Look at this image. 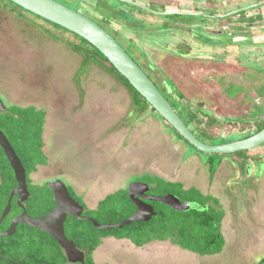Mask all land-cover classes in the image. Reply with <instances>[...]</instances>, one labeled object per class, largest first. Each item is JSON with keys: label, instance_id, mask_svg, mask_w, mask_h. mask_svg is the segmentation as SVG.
Here are the masks:
<instances>
[{"label": "rangeland", "instance_id": "rangeland-1", "mask_svg": "<svg viewBox=\"0 0 264 264\" xmlns=\"http://www.w3.org/2000/svg\"><path fill=\"white\" fill-rule=\"evenodd\" d=\"M98 1L78 0L76 8L94 14L90 8ZM124 6L122 11L126 13L129 5ZM181 9L192 10V4L179 0L168 7ZM164 18L198 21L193 16ZM39 36L53 45L61 43L59 53H50L51 48L43 46ZM65 42L78 44L80 40L0 0V100L6 108L34 105L46 112L43 151L48 164L30 174L32 185L62 182L85 207L84 213L93 211L89 216L103 225L109 221L114 224L121 215L97 213L95 204L105 195L127 189L132 182L145 183L146 176L180 182L185 188L194 187L212 195L225 213L221 225L225 245L219 254L199 256L176 246L178 250L171 251L178 261L171 257L169 262L153 263L145 258L148 247L129 251L122 246L125 239L107 237L93 252L95 263L264 264V144L248 153L256 159L248 162V171L247 165L241 169L228 157L191 149L157 114L135 112L129 89L116 76L95 63L82 68V55ZM225 42L223 37L221 43ZM236 50L233 58H225L224 52L217 50V57L227 59L223 64L175 60V66L167 70L177 83L174 86L185 96L178 99L174 91L172 101L178 107L186 102L198 106L222 122L262 119L264 49ZM247 50L249 54H245ZM180 75L187 78L186 82ZM161 78L159 75L156 79L160 85ZM252 132L223 124L220 142L240 140L255 134ZM30 214L38 218L42 210Z\"/></svg>", "mask_w": 264, "mask_h": 264}, {"label": "trees", "instance_id": "trees-1", "mask_svg": "<svg viewBox=\"0 0 264 264\" xmlns=\"http://www.w3.org/2000/svg\"><path fill=\"white\" fill-rule=\"evenodd\" d=\"M3 1L22 12L33 15L7 0ZM33 16L43 20L38 16ZM43 21L78 38L80 40L78 44L72 42H65V44L82 55L81 67L86 68L90 63H95L116 76L129 89L132 96V104L137 113L149 111L152 114H157L96 48L77 35L45 20ZM178 99H183V97L180 95ZM168 101L191 132L200 141L207 144H222L219 131L222 130L223 124H228L233 129L241 132L253 130L252 133H256L264 128V117L242 122L225 120L223 123L209 112L190 106L187 102L185 106L181 105L178 107L174 101ZM157 116L159 115L157 114ZM45 118L46 112L32 105L23 107L12 105L7 107L4 112H0V130L9 141L26 172L30 196L24 207L29 216H31V212L39 209L42 210V214L39 217H42L51 211L55 205L52 191L47 185L34 186L29 178L30 174L35 172L38 166H46L48 164V158L43 152ZM167 126L179 140L195 150L169 124ZM249 152H236L229 155H220V157L232 159L235 165L243 169L248 161L256 160L248 157ZM145 181L146 184L151 186L150 192L153 195L164 196L171 194L179 198L181 202H189L199 206V209L175 212L161 203L153 202L152 207L156 214L149 222H133L122 229H110L107 231H98L89 222L68 217L64 223L65 236L85 253L84 264H97L93 260V252L101 244V239L107 237L129 240L136 247H142L153 241L169 240L180 249L199 256H213L222 252L225 239L221 232V225L225 213L216 197L203 194L194 187L185 188L180 182L166 181L156 176H146ZM15 187L16 182L13 172L0 148V216L6 206L11 190ZM68 191L70 196L73 197L69 188ZM73 199L76 200L74 197ZM81 206L85 208L82 204ZM94 211L97 213L106 212L110 216L116 217L121 215L119 220L115 222L117 223L132 215L134 206L128 198L127 189H121L106 195L98 202ZM89 212L93 211L89 210L83 215L90 217ZM20 213L21 209L17 207L14 198L9 215L0 223V232L5 231L9 227L11 220ZM108 224H112V221H109ZM0 264L70 263L67 262L57 242L50 236L28 226L18 225L11 237L0 238Z\"/></svg>", "mask_w": 264, "mask_h": 264}, {"label": "water", "instance_id": "water-1", "mask_svg": "<svg viewBox=\"0 0 264 264\" xmlns=\"http://www.w3.org/2000/svg\"><path fill=\"white\" fill-rule=\"evenodd\" d=\"M23 10L40 17L41 19L57 25L78 37L84 39L96 48L122 75L129 84L147 101L155 112L169 124L190 146L198 152L214 155H229L236 152L251 151L264 144V128L255 134L228 143L207 144L200 141L194 133L185 125L184 121L177 114L170 102L161 94L148 76L129 57L123 48L97 23L84 16L80 12L65 6L56 0H7ZM126 3L158 15H198L192 12H155L144 5L131 0H115ZM253 6L239 9L233 13L247 11ZM232 13V14H233ZM6 107L0 100V112ZM0 148L8 161L14 175L16 187L11 190L6 206L0 216V223L9 215L14 198L21 213L14 217L9 227L0 232V238L11 237L18 225H25L37 231L43 232L57 242L63 251L67 262L70 264H84V253L77 249L75 243L70 241L64 232V223L68 217L92 224L98 231L110 229H122L133 222L147 223L155 216L153 207L143 202V199L150 202L161 203L175 212H186L191 209L198 210L199 206L189 202H181L179 198L167 194L164 196H147L146 193L151 186L146 183L132 182L127 188L128 198L136 208L135 212L123 221L115 224L101 225L96 220L83 215L84 208L74 200L68 188L60 181H52L47 187L52 191L54 207L42 217H31L26 212L24 204L27 202L30 193L26 181V172L22 163L5 135L0 130Z\"/></svg>", "mask_w": 264, "mask_h": 264}, {"label": "flooded vegetation", "instance_id": "flooded-vegetation-1", "mask_svg": "<svg viewBox=\"0 0 264 264\" xmlns=\"http://www.w3.org/2000/svg\"><path fill=\"white\" fill-rule=\"evenodd\" d=\"M56 1L80 12L110 34L148 76L161 94L171 101L174 91L183 98L185 96L183 91L177 90V83L167 70L170 66H175L173 64L175 60L183 63L223 64L227 62V59L221 60L216 56L218 49L224 52L225 58H233L234 48L237 50L240 47L264 49V0H252L251 2L250 0H185L192 4V10L184 11L181 9V11L197 13L198 15H192L198 20L195 23H186L185 20L165 19L164 17L167 16L181 15H158L115 0L111 1L123 5L116 4L112 6L107 1L102 2L100 0L96 2L94 7H88L94 14L84 11L82 13L78 10L76 8L78 0ZM73 1L75 3H72ZM131 1L140 3L155 12H179V10H168L169 5H174L179 0ZM234 4L237 5L233 7ZM124 5H129L127 7L130 10L126 13L122 11ZM250 6L253 7L247 11L233 13ZM133 7L136 9H133ZM235 15L236 17H233ZM212 37L219 39L216 41ZM223 37L226 41L224 44L221 43ZM246 52L244 53L249 54L248 50ZM158 74L162 76L161 85L156 80L159 77ZM183 75L186 76V74ZM184 76H181L183 81L187 79ZM195 107L202 110L198 106ZM248 162L253 163L254 161ZM247 163L245 171H248L250 167ZM146 195L155 196L150 190ZM143 202L151 206L153 203L145 199H143ZM135 209L134 207V212Z\"/></svg>", "mask_w": 264, "mask_h": 264}, {"label": "crops", "instance_id": "crops-1", "mask_svg": "<svg viewBox=\"0 0 264 264\" xmlns=\"http://www.w3.org/2000/svg\"><path fill=\"white\" fill-rule=\"evenodd\" d=\"M39 35H42V33H39ZM43 42L42 45L43 46H48V48H51L49 49L48 51L51 53L52 51H54L55 55H57V53H59V48H61L60 44H54L52 42H49L48 39L46 40L44 37H41L39 36ZM66 45V44H65ZM67 46V45H66ZM68 48H70L69 46H67ZM71 49V48H70ZM72 50V49H71ZM74 51V50H73ZM75 52V51H74ZM77 53V52H76ZM79 54V53H78ZM81 61H82V56H81ZM29 106V105H28ZM34 106V105H32ZM36 107V106H35ZM136 112V111H135ZM44 134V133H43ZM44 140V139H43ZM44 152V151H43ZM47 157V156H46ZM48 158V157H47ZM106 196V195H105ZM104 196V197H105ZM103 197V198H104ZM102 198V199H103ZM102 199H100L99 201H101ZM98 201V202H99ZM98 202L95 204L94 206V209L96 208ZM124 241L122 244L123 247H127V249L130 251L133 249H136V250H140L142 247H136L134 246L129 240H122ZM121 241V242H122ZM145 247H148V249H150L148 252V254H146L145 258L148 260V259H151L153 260V263L156 262L155 260L159 261L160 263H163L164 261H168L169 260H173V258L178 261V257H176V254L174 252H172L171 250L173 248H175V250H178L176 248L175 245H173L169 240L167 241H153V242H149L147 244L144 245ZM166 246V247H165ZM185 252V251H183ZM172 254V256H171ZM175 256V257H174ZM173 257V258H171ZM144 259V258H143Z\"/></svg>", "mask_w": 264, "mask_h": 264}]
</instances>
